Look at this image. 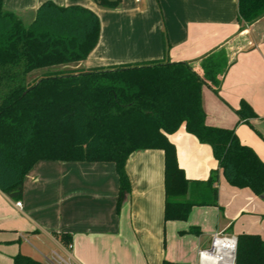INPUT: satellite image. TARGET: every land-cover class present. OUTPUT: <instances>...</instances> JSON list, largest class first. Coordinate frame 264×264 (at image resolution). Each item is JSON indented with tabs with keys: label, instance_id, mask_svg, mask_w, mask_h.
<instances>
[{
	"label": "crops",
	"instance_id": "1",
	"mask_svg": "<svg viewBox=\"0 0 264 264\" xmlns=\"http://www.w3.org/2000/svg\"><path fill=\"white\" fill-rule=\"evenodd\" d=\"M44 1L3 0V6L26 25ZM50 1L83 6L98 16V41L84 68L184 61L205 76L201 60L222 59L216 81L202 86L206 122L234 129L264 162V15L240 28L238 0H119L114 8L95 0ZM241 100L256 117L238 123ZM168 139L190 181L186 198L198 196L201 182L218 168L210 145L184 124ZM125 172L130 192L118 207L113 163L36 162L24 177L20 207L0 190V264H14L18 254L49 264L43 254L52 251L74 264H199L198 250L216 232L264 239V195L230 185L220 169L217 204L193 206L185 221L167 222L163 151L132 152ZM191 227L199 232H188Z\"/></svg>",
	"mask_w": 264,
	"mask_h": 264
},
{
	"label": "trees",
	"instance_id": "2",
	"mask_svg": "<svg viewBox=\"0 0 264 264\" xmlns=\"http://www.w3.org/2000/svg\"><path fill=\"white\" fill-rule=\"evenodd\" d=\"M114 8L119 0H95ZM264 15V0H238L240 28ZM99 18L79 5L47 0L24 24L0 0V190L19 200L27 172L40 160L113 163L118 175L117 206L130 192L128 156L159 149L164 155V221H185L193 206L216 205L219 169L226 181L264 195V162L234 129L210 125L202 107V86L216 81L222 59L206 57L198 73L188 62L148 61L84 68L95 47ZM164 45L167 48L166 37ZM47 68L41 77L27 78ZM211 82V83H210ZM216 91L215 88H212ZM237 122L256 117L241 100ZM182 124L210 145L218 168L201 182L198 196L186 198L190 181L168 139ZM188 232L198 233L195 227ZM237 264H264V239L237 235ZM14 264H43L18 254ZM164 264H167L164 263Z\"/></svg>",
	"mask_w": 264,
	"mask_h": 264
},
{
	"label": "built area",
	"instance_id": "3",
	"mask_svg": "<svg viewBox=\"0 0 264 264\" xmlns=\"http://www.w3.org/2000/svg\"><path fill=\"white\" fill-rule=\"evenodd\" d=\"M17 207L21 206V201L15 202ZM237 248V237L221 232L212 235L207 247L198 250L199 264H237L235 260ZM49 264H74L70 259L52 251L50 255L43 254Z\"/></svg>",
	"mask_w": 264,
	"mask_h": 264
},
{
	"label": "rangeland",
	"instance_id": "4",
	"mask_svg": "<svg viewBox=\"0 0 264 264\" xmlns=\"http://www.w3.org/2000/svg\"><path fill=\"white\" fill-rule=\"evenodd\" d=\"M47 71H48L47 68L34 70L31 73H29L27 78L30 79V80H33V79H35L38 76L39 77L43 76L44 74H46Z\"/></svg>",
	"mask_w": 264,
	"mask_h": 264
}]
</instances>
